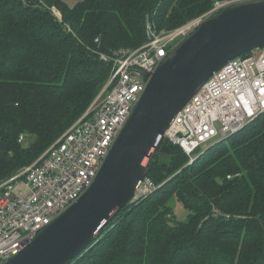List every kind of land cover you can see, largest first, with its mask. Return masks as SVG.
I'll return each instance as SVG.
<instances>
[{"label": "trees", "instance_id": "1", "mask_svg": "<svg viewBox=\"0 0 264 264\" xmlns=\"http://www.w3.org/2000/svg\"><path fill=\"white\" fill-rule=\"evenodd\" d=\"M217 1L0 0V182L89 108L111 75L101 52L136 48L149 21L171 30ZM147 177L156 189L121 209L66 264H264V115L192 163L163 137ZM176 201L189 212L185 220Z\"/></svg>", "mask_w": 264, "mask_h": 264}, {"label": "built area", "instance_id": "2", "mask_svg": "<svg viewBox=\"0 0 264 264\" xmlns=\"http://www.w3.org/2000/svg\"><path fill=\"white\" fill-rule=\"evenodd\" d=\"M240 1L246 0L217 1L207 13L171 30H158L149 21L142 45L100 53L112 65L111 75L89 108L32 164L0 182V264L30 244L92 185L151 75L173 49L208 16ZM52 11L61 18L56 7ZM261 115L264 47L231 59L215 71L177 111L164 137L179 145L192 163L211 145ZM19 140L24 141L25 135ZM155 189L146 176L134 200Z\"/></svg>", "mask_w": 264, "mask_h": 264}, {"label": "water", "instance_id": "3", "mask_svg": "<svg viewBox=\"0 0 264 264\" xmlns=\"http://www.w3.org/2000/svg\"><path fill=\"white\" fill-rule=\"evenodd\" d=\"M262 47L264 0L236 2L208 16L151 75L92 185L4 264L73 259L134 200L177 111L226 62Z\"/></svg>", "mask_w": 264, "mask_h": 264}, {"label": "rangeland", "instance_id": "4", "mask_svg": "<svg viewBox=\"0 0 264 264\" xmlns=\"http://www.w3.org/2000/svg\"><path fill=\"white\" fill-rule=\"evenodd\" d=\"M64 1L67 4H69L70 6H73V5H75L76 3H78V2H80L82 0H64ZM211 143H212V141L204 144L203 147H202V150L207 148ZM174 210H175L176 217L179 220H185L187 218L188 213H189L188 210L184 207V205L181 202H179V201H176L174 203Z\"/></svg>", "mask_w": 264, "mask_h": 264}]
</instances>
